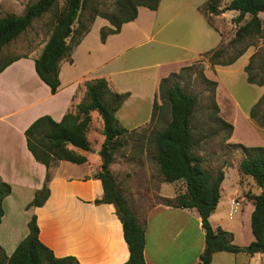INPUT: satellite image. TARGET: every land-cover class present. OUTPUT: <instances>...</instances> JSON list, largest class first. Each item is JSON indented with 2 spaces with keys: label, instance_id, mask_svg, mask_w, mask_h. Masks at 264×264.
<instances>
[{
  "label": "crops",
  "instance_id": "1",
  "mask_svg": "<svg viewBox=\"0 0 264 264\" xmlns=\"http://www.w3.org/2000/svg\"><path fill=\"white\" fill-rule=\"evenodd\" d=\"M8 1L0 0V3ZM206 1L160 0L156 10L138 6L136 18L122 24L120 31L108 35L104 42L100 39V29L110 24L106 19L96 17L89 32L73 49L71 62H61L56 93H51L49 86L37 75L34 68L36 55H21L0 72V178L10 186V193L2 200L0 245L7 255L27 235L28 222L35 214L39 239L57 257L71 255L80 264H123L128 259V246L114 206L93 202L103 195L101 180L93 177L100 163L99 149L94 154L92 144L89 151L77 149L87 158L83 163L58 161L51 167L47 200L41 206L26 209L36 190L43 185L46 168L27 149L24 132L43 115L61 120L72 103L83 100V82L96 77L108 79L111 88L117 92H128L116 112L123 126L131 130L149 121L160 79L221 43L220 32L207 23L199 10ZM229 13L237 15L235 10L225 12ZM249 57L250 53L244 52L231 64L214 67L217 72L244 70ZM261 91L262 88L258 94ZM249 110L248 107V115ZM92 115L94 119L98 116L95 111ZM103 139L101 133L100 143ZM110 169L113 173L112 166ZM225 180L226 174L221 187ZM225 193L228 198L229 191L225 190ZM159 194L170 198L176 195L173 191L167 196L162 188ZM221 199L222 188L216 209L209 216L210 223L218 207L223 206ZM252 209L253 205L247 216ZM167 212L182 216L189 224L193 222L194 229L186 226L182 231L179 224H174V229L169 231L156 226V222L159 223L157 216ZM144 224L146 264H193L198 261L204 248V231L194 208L158 203L148 209ZM217 226L220 225H212L213 228ZM166 240L170 241L168 246ZM251 240L253 235L249 237V242ZM224 252L214 253L209 264L264 262V253L246 254L240 261L238 256H225Z\"/></svg>",
  "mask_w": 264,
  "mask_h": 264
},
{
  "label": "trees",
  "instance_id": "2",
  "mask_svg": "<svg viewBox=\"0 0 264 264\" xmlns=\"http://www.w3.org/2000/svg\"><path fill=\"white\" fill-rule=\"evenodd\" d=\"M113 1L114 7L107 11L101 8L99 0H65L62 8L54 12L50 20L51 29L48 38L40 54L34 59L35 71L49 86L51 93H56L59 88L58 74L61 62L63 60L71 62L73 49L89 32L96 17L104 18L110 24L100 29V39L104 42L108 35L118 33L122 24L136 18L138 6L156 10L160 0ZM57 4L58 0H35L27 3L20 15L7 13L1 16L0 49L30 27L35 19L56 8ZM199 10L205 15L207 23L214 28L213 19L217 15L226 11H237L233 20L237 28L227 45L221 42L215 48L200 53V56L208 59L211 66L234 62L245 52L246 47L241 48L232 58L224 59L227 46L233 45L245 36L257 34L262 29L258 13L264 12V0H207ZM246 14H249L250 18L241 23ZM18 58L19 56L0 59V72ZM195 63L196 60L182 66L178 73L171 72L162 77L158 86V96L162 105L168 106L170 120L150 138V144L154 147V161L164 182L181 180L185 188L182 193L164 199L161 204L182 209L194 208L197 211L204 231V248L199 254L198 261L193 264H209L213 254L220 251L244 252L249 255L264 253V146L232 144L234 147L242 148L244 154L238 164L239 173L251 176L259 187L263 186L258 194L251 197L253 209L250 214V228L253 240L245 246H238L233 243L232 232L220 226L213 228L209 221V216L214 213L220 199L224 172L222 169L216 171L206 169L203 166L204 158L195 152L199 141L194 138L191 121L198 99L195 94L174 80L185 71H190ZM249 63L244 67L247 82L263 85L264 80L255 82L250 75ZM202 71L201 69L199 74L214 92L218 84L217 80L208 79ZM82 85L85 88L83 100L76 104L72 103L61 120L55 121L51 116L43 115L25 129L27 149L34 159L46 168L43 185L36 190L26 209L45 203L49 196L51 167L58 161L67 160L74 163L87 161L86 156L77 149L89 151L91 148L88 132L93 120L92 112L95 111L102 123L104 139L98 150L99 167L93 173V177L101 180L103 195L93 202L110 203L114 206L129 250V257L123 264H146L143 256L145 224L138 221L129 207L110 169L113 155L122 145L120 139L133 130L123 126L116 117V112L128 96V92L120 93L113 90L105 77L87 79ZM213 103L214 110L217 111V104L214 101ZM156 106L155 99L151 119ZM263 106L264 92L250 107L249 117L264 127ZM219 119L223 122L221 118ZM228 127L232 130L233 126L228 124ZM9 193L10 186L0 178V221L3 215L2 200ZM38 233L37 217L32 214L28 222L27 235L10 255H7L0 245V264H80L71 255L55 256L53 251L39 239Z\"/></svg>",
  "mask_w": 264,
  "mask_h": 264
},
{
  "label": "rangeland",
  "instance_id": "3",
  "mask_svg": "<svg viewBox=\"0 0 264 264\" xmlns=\"http://www.w3.org/2000/svg\"><path fill=\"white\" fill-rule=\"evenodd\" d=\"M33 1L35 0H9L7 3H0V17L7 13L20 15L27 3ZM64 1L58 0L56 8L35 19L30 27L10 43L4 45L0 49V59L5 60L28 53L38 56L48 38L51 29L50 20H52L54 12L62 8ZM99 4L102 9H107V11H110L115 5L113 0H99ZM258 16L261 20V31L245 36L242 40L227 46L223 55L224 59L232 58L241 48L246 47L245 52H249L250 57L252 56L250 63L249 61L248 63L250 75L255 82L264 80V12L258 13ZM234 18L232 13L227 15L224 12L213 19L215 28L221 34L223 45H227L234 36L237 28L233 22ZM249 18L250 15L246 14L241 23L246 22ZM181 67L173 72L178 73ZM201 69L205 77L217 80L218 86L214 92L199 74ZM246 76L247 74L243 69L219 70L217 72L206 57L199 55L190 71H185L174 78L183 88L195 94L198 99L196 111L191 121L194 138L199 141L195 152L204 158L203 166L206 169L212 171L222 169L224 177L226 174L225 183L221 187L222 204L220 202V205L223 206L218 207L211 223L214 226L217 224L224 226L223 229L232 232L233 243L238 246H245L249 242V237L252 236L250 214L247 216V212L251 209V197L260 192V187L251 176L239 173L238 164L244 154L242 148L234 147L232 144L264 146V127L252 120L246 111L263 94L264 84L249 83ZM260 88L262 91L258 94ZM213 101L217 104V111L214 110ZM156 102L157 106L152 119L150 118L149 121L134 128L120 139L122 145L115 151L110 164L117 184L129 202H127L129 207L141 223L145 221L146 213L152 205L170 198L159 194L161 188L167 196L172 195L173 191L178 194L185 190L181 180L176 181V183L164 182L154 161V147L150 144V138L170 120L168 106L162 105L158 94ZM95 117L96 119L93 118L91 122L89 132L94 148L92 154L100 148L99 138L102 133L101 120L97 115ZM228 124L233 126L232 130L229 129ZM225 190L230 193L228 198ZM226 198L229 201L227 209L225 208ZM230 203H233L234 206L231 216H229ZM171 214L167 212L157 216L156 220L159 223L156 222V226L162 229L166 228L169 231L174 229V224H179L181 230L186 226H191V230L194 229L193 222L189 224L182 216L178 217V215ZM169 242L166 240L165 245L168 246ZM222 254L233 258L238 256L240 261L246 258V253L236 255L235 253L224 252ZM224 264H232V261Z\"/></svg>",
  "mask_w": 264,
  "mask_h": 264
},
{
  "label": "built area",
  "instance_id": "4",
  "mask_svg": "<svg viewBox=\"0 0 264 264\" xmlns=\"http://www.w3.org/2000/svg\"><path fill=\"white\" fill-rule=\"evenodd\" d=\"M233 211H234L233 203H230V204H229V216L232 215Z\"/></svg>",
  "mask_w": 264,
  "mask_h": 264
},
{
  "label": "water",
  "instance_id": "5",
  "mask_svg": "<svg viewBox=\"0 0 264 264\" xmlns=\"http://www.w3.org/2000/svg\"><path fill=\"white\" fill-rule=\"evenodd\" d=\"M260 189L262 190L263 189V186H261Z\"/></svg>",
  "mask_w": 264,
  "mask_h": 264
}]
</instances>
